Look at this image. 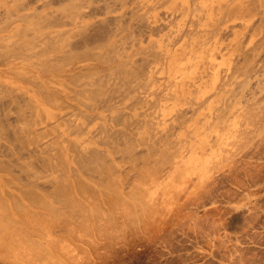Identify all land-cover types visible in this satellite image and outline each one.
Instances as JSON below:
<instances>
[{
    "label": "rangeland",
    "instance_id": "374dc122",
    "mask_svg": "<svg viewBox=\"0 0 264 264\" xmlns=\"http://www.w3.org/2000/svg\"><path fill=\"white\" fill-rule=\"evenodd\" d=\"M39 1L0 0V57L47 51L0 58V123L22 136L0 127V160L27 173L0 167V264H264V0H109L84 20L86 0ZM108 16L88 47L76 26Z\"/></svg>",
    "mask_w": 264,
    "mask_h": 264
},
{
    "label": "bare ground",
    "instance_id": "6f19581e",
    "mask_svg": "<svg viewBox=\"0 0 264 264\" xmlns=\"http://www.w3.org/2000/svg\"><path fill=\"white\" fill-rule=\"evenodd\" d=\"M41 1L43 2V0H40L39 2H41ZM60 1L62 2V0H45V1H44V6L53 5V4H56V3L60 2ZM64 1H66V0H64ZM68 1H70V0H68ZM80 1H82V0H80ZM84 1H85V0H84ZM108 1H109V0H88V1L86 0V2H87L86 4L89 3V5H90V4H91V5H90V6H89V5L86 6V4H85V7L88 9V10H87V9L84 7L85 10H87V11H85V10L83 9V6H84L83 3H85V2H80V3H81V6L79 7L80 4L76 5L77 3H75V1L73 0L72 3L74 2L76 6H75V5H72V6H75V7H76L77 11H75V12H76L77 15H76L74 12H73V14H75L76 17H77L79 20H84V19H86L87 17H90V18H91L92 16H93V17H95V16H99L100 14H98V10H100V12H101L102 9H103V10H105V12H104V11H103V12H104V13H107V12H106V8L109 6V4H106V3H108ZM112 1L114 2V1H116V0H112ZM118 1H119V0H118ZM27 2H28V3H29V2L32 3L33 0H27ZM27 2H26V3H27ZM98 2H99L100 4H102V3H103V4L100 5ZM127 2H129V1L127 0ZM131 2H132V1H130V3H131ZM28 3H27V5H28ZM72 3H71V4H72ZM97 3H98V4H97ZM109 3H110V1H109ZM115 3H116V2H115ZM71 4H70V5H71ZM94 4H97V5H96V6H93ZM30 5H31V4H30ZM105 5H107V6H105ZM113 5H115V4H113ZM36 7H37V6H36ZM18 8H19V7H18ZM37 8H39V7H37ZM40 8H41V6H40ZM68 8H69V5L66 7V10H65V11L68 12V11H69ZM70 9H71V10H72V9L74 10L75 8L72 7V8H70ZM76 9H75V10H76ZM79 9H80V10H79ZM108 9H109V7H108ZM71 10H70V11H71ZM73 10H72V11H73ZM13 11H14V10H13ZM13 11H11V12H13ZM65 11L62 12L63 15H64V16L62 15L63 18H62L61 15H57V16H56L55 14H54V16H52V14H50V16H52L51 18H54V20H53L54 22H57V23H58V22H61V19H60V18L65 19V17L68 16V15H66V14H69V12L66 13ZM77 12H78V13H77ZM100 12H99V13H100ZM103 12H102V14H103ZM14 13H15V12H13V14H11V16L14 15ZM62 13H61V14H62ZM15 14H16V13H15ZM71 14H72V13L70 12V16H68V18H67V19H69V20H67V21H69V22L72 23L73 25H77V21L75 22V21H72V20L70 19V18H71ZM95 14H97V15H95ZM102 14H101V15H102ZM48 15H49V14H48ZM48 15H47V18L45 19L46 21H47V19H48L47 23L44 22V18H43V20L41 19L42 22L46 23V25L48 24V22L51 21V20H50L51 18H49ZM75 15L72 16V19H73V20H74ZM94 15H95V16H94ZM27 17H28V16H27ZM27 17H26V18H27ZM42 17H43V16H42ZM45 17H46V16H45ZM27 19H28V18H27ZM110 19H111V18H109V16H108V17L104 18L102 21H98V22H95V21H94V22H92V23H90V24L88 23V24H86V25H84V24H85V23H84L83 26L80 24L81 27H80V26H76V30H77V27L80 28L79 31L81 30L80 33L78 32V33L80 34L79 37H81V40H82L83 42L87 43L86 45H87L88 47H90V45H88V43H90V44L92 45L91 47H94V46H95L94 44H96L97 42H96V43H93V42H92V39H93V38L96 39L95 36L103 37V35H104L105 33L109 34V32L111 31V30L109 31V24H110L109 22H110ZM123 19H124L125 22H126V19H125V18H123ZM41 20H39V23H40ZM49 20H50V21H49ZM100 20H101V19H100ZM124 20H122V21L124 22ZM53 21H52V22H53ZM65 21H66V20H65ZM65 21H64L63 24H65ZM52 22H51V23H52ZM69 22H68V23H69ZM123 22H122V23H123ZM125 22H124V23H125ZM70 23H69V24H70ZM142 23H144V21H143ZM52 24H53V23H52ZM69 24H67V25H69ZM72 24H70V25H72ZM40 25H41V24H40ZM48 25H51V24L49 23ZM65 25H66V24H65ZM65 25H64V26H65ZM67 25H66V26H67ZM70 25H69V26H70ZM139 25H141V27L143 26V24H141V22L138 24V26H139ZM144 25H145V24H144ZM145 26H146V25H145ZM70 27H71V26H70ZM145 28H146V27H145ZM74 29H75V28H74ZM110 29H112V28H110ZM65 30H68V29L66 28ZM65 30H64V31H65ZM69 30H70V29H69ZM72 32H73V31H72ZM72 32H71V34L68 33L69 36H68V34L65 35V36H68L69 38L72 36V38L69 39L70 41L72 40L71 42H70L68 39H66V37L63 35V36L65 37V39L69 41V42H68V43H70L69 46L73 47V45H72L71 43L75 44V45H74V46H75V47H74L75 49H74V48L72 49L71 47H69V46L67 45V47L71 48V49L69 50L71 53H72L73 51L75 52V50L77 49L78 46L80 47L79 44H77L78 46H76V42H78L80 38L78 39V41L73 42V40H75V38H74L73 35H75L76 32H75V34H73ZM186 32H187V31H186ZM186 32H185V33H186ZM65 33H67V32H64V34H65ZM111 33H112V32H111ZM62 34H63V33H62ZM100 34H101V35H100ZM107 34H105V35H107ZM45 35H47V33H46ZM70 35H71V36H70ZM185 35H186V34H185ZM63 36H62V37H63ZM68 37H67V38H68ZM77 37H78V36L76 35V38H77ZM100 37H99V39H98L97 41H99V40H104V39H105V36L103 37L104 39H103V38L100 39ZM51 38H52V36H50V39H49L50 41L48 40V42H49L50 44L52 43L51 45H53L54 43L51 42L53 38H52V39H51ZM57 38H58V37H57ZM73 38H74V39H73ZM106 38H107V37H106ZM29 39H33V38H28V40H29ZM95 39H94V40H95ZM26 40H27V39H26ZM54 40H55V39H54ZM54 40H53V41H54ZM76 40H77V39H76ZM95 41H96V40H95ZM23 42H25V41H23ZM32 42H33V40H32ZM32 42H31V40H30V43H32ZM54 42H55V41H54ZM83 42L80 41V43H81L82 45L86 46L85 43L83 44ZM91 42H92V43H91ZM99 42H100V41H99ZM99 42H98L96 45L99 46ZM26 43H27V41H26ZM64 43H65V42H64ZM66 43H67V42H66ZM68 43H67V44H68ZM78 43H79V42H78ZM17 44H18V43H17ZM35 44H36V43H35ZM35 44H30V46H31V45H35ZM13 45H16V44L14 43ZM13 45H11V47H12V48H13V47L16 48V47L13 46ZM26 45H27V47H28L27 50L25 49L26 51L22 52V51H23L22 49H24V48H22V49H21V52H22V53H19V51H20L19 49H20L22 46L25 47ZM64 45H66V44H62V46H64ZM93 45H94V46H93ZM7 46H8V45H7ZM9 46H10V45H9ZM18 46H21V47L18 49ZM18 46H17L18 51H17V49L15 50V49L13 48L14 51H15L16 53H15L14 51H11V50H13V49L9 50L10 48H8V51H9L10 54H11V53H13V54L15 53L14 55L11 54V56H9L10 54L8 53V54H9V55H8L9 57L12 58V57L16 56L15 58H17V54H18V55L21 54L22 56H25L24 54H27L26 52H27V51H30V53H32V54H30V55H32V57H31V56H28L29 54H27V57H29L28 60H27L26 58L22 57L23 59H26L27 61H29V59H30V58H33V56L36 57V56H39V55H43L44 53H47V51H46V52H44L43 54L39 53V54H35V55H34V53H35L34 50H36V49L33 50V48H35V46H33V48H32V47H29L28 43H27V44L23 43L22 45L19 44ZM54 46H56V45L54 44ZM57 47H58V46H56V49H57ZM67 47L65 46V47H63V48L66 49ZM79 47H78V48H79ZM25 48H26V47H25ZM29 48H31V49H29ZM69 48H68V49H69ZM86 48H87V47H86ZM99 48H100V46H99ZM4 49L7 50V48H5V47H4ZM56 49H54V50H56ZM58 49H59V48H58ZM61 49H62V48H61ZM31 50H32V52H31ZM52 50H53V49H52ZM71 50H72V51H71ZM78 50L81 51V53L78 52ZM10 51H11V52H10ZM5 52H6V51H5ZM38 52H39V51H38ZM60 52H61V51H60ZM67 52H68V51H67ZM70 52H68L67 54H66L65 52H62V53H61L62 55H61V56L59 55V56H57V57H58V59H60L61 57H63V54H64V58H66L65 54L68 55ZM77 52H78V53H76V54H79V55H80V56H79V55H76V54H75V55L77 56V58H79V57L81 58V56L84 54V52L82 53V50H81V49H77ZM71 53H70V54H71ZM2 54L4 55V53H2ZM5 54H6V53H5ZM73 54H74V53H72V57H71V55H70V57H69V56H67V57H69L70 59H77V58H73V57H75V55H73ZM81 54H82V55H81ZM85 54H86V53H85ZM3 55L1 56L2 58L4 57V58L6 59V58L8 57V56H6L7 54L4 55V56H3ZM21 55H20V56H21ZM53 55H54V54H52L51 56H53ZM57 55H58V54H57ZM5 56H6V57H5ZM78 56H79V57H78ZM1 57H0V58H1ZM25 57H26V56H25ZM54 57H56V55H55ZM59 57H60V58H59ZM2 58H1V59H2ZM15 58H14V59H15ZM22 58H21V59H22ZM8 59L10 60V58H7V61H8ZM12 59H13V58H12ZM23 59H22V60H23ZM50 59H51L52 63H54V64H52V63L50 62ZM53 59H54V58H53ZM58 59H57V60H58ZM61 59H62V58H61ZM66 59H68V58H66ZM70 59H69V60H70ZM19 60H20V59H19ZM22 60H21V61H22ZM26 60H25V61H26ZM42 60H43V59H42ZM42 60H38V62H40L41 64H44V65H45V62H46V61H49L48 66L52 67V66L54 65V66H53V69L55 70V69H57V67H55V64H57V65H58V64H61L60 62L63 61V60H65V59L59 60L60 62H58V63H55V62H57L56 59L54 60L55 62H53L52 57H51V58H47V60H46V59L43 60V61H45V62H43ZM108 60H109V59H108ZM5 61H6V60H5ZM25 61H24V62H25ZM41 61H42V62H41ZM65 61H66V60H65ZM1 62H3V59H2ZM71 62H72V60H71ZM46 63H47V62H46ZM50 63H51L52 65H51ZM28 64H29V63H28ZM36 64H38V63H36V62H32V63H30V65H32V66H33V65H36ZM41 64H40V67H41V68H43V67H45V66L47 65V64H46L45 66L42 65V66H43V67H42ZM63 64H64V63H63ZM69 64H70V63H69ZM139 64H140V63H139ZM65 65H66V64H65ZM36 66H37V65H36ZM36 66H35V67H36ZM38 66H39V64H38ZM48 66H47V67H48ZM72 66H73V65H72ZM136 66L138 67L137 64H136ZM142 66H144V65H142ZM142 66H141V64H140V67H138V68L141 69ZM40 67H36V68H39V70L44 71L43 73H45L46 71H49V70H50L49 67H48V68L46 67L47 70H45L44 68H43V69H40ZM54 67H55V68H54ZM58 67L60 68V65H58ZM61 67H62V65H61ZM137 67H136V68H137ZM69 68H70V67H69ZM143 68H145V66H144ZM24 70H25V69H24ZM51 70H52V68H51ZM142 70H144V69H141V71H138L137 73H139V72H140L139 74H141V72L143 73ZM136 71H137V70H136ZM77 72H78V71H77ZM79 72H80V71H79ZM120 72H121L122 75L124 76V74H125L126 71L124 72V70H121ZM123 72H124V74H123ZM9 73H10V72H9ZM46 73H47V72H46ZM48 73H50V71H49ZM74 74H75V73H74ZM77 74H78V73H77ZM126 74H129V73L126 72ZM72 75H73V74H72ZM14 76H17V74L14 75ZM19 76H20V75H19ZM60 76H61V75H60ZM65 76H66V75H65ZM73 76H74V75H73ZM73 76H72V77H73ZM126 76H127V78H128V75H126ZM72 77H71V78H72ZM76 77H77V75H76ZM124 77H125V76H124ZM18 78H19V77H18ZM74 78H75V77H74ZM74 78L72 79V80H74V82L71 81V83L76 84V83H77V81H76L77 79H74ZM125 78H126V77H125ZM25 79H26V78H24V80H25ZM21 80H22V79H21ZM27 80H28V79H27ZM75 81H76V83H75ZM27 82H28V81H27ZM30 82H31V81H30ZM25 83H26V82H25ZM28 83H29V82H28ZM2 89H3V91L5 90L4 88L1 87V90H2ZM8 89H10V87H9ZM8 89H7V87H6V90H5V91H6L7 93H8V92H9V93H12L11 91H13V90L9 91ZM12 89H13V88H12ZM14 90H15V89H14ZM5 91H4V92H5ZM16 91H17V90H16ZM16 91H15V92H16ZM98 91H99L98 94H99V98H100V93H101V97H102L103 94H102L101 90H98ZM98 91H97V92H98ZM6 92H5V93H6ZM15 92H13L14 94H11V95L13 96L12 99H14V100L17 99V100H16L17 103H18V100H19L20 97H22V98H20L21 100H23L24 98L26 99V97H25L24 94L19 93V91L16 92V93H15ZM95 92H96V91H95ZM97 92H96V93H97ZM1 93H2V92H1ZM5 93H4V94H5ZM9 93H8V95H9ZM18 93H19L20 95H24V96H20ZM23 93H24V92H23ZM93 93H94V92H93ZM2 94H3V93H2ZM2 94H0V98H1V99H0V107H1L3 104H4V106H7V103H5L4 100L2 101V99L4 98V94H3V96H2ZM16 94H18L19 96L16 95ZM5 95H6V94H5ZM15 95H16V96H15ZM94 95H96V94H94ZM94 95H92V99H95V98L93 97ZM14 96H15V97H14ZM108 96H109V95H108ZM9 97H10V96H9ZM9 97H8V98H9ZM23 97H24V98H23ZM95 97L97 98V95H96ZM6 98H7V97H6ZM6 98H4V99H6ZM8 98H7V99H8ZM99 98H98V99H95V100H97V101H94V100H93L94 104H92V102H90V104H92V106L90 105V107H89L90 110H93V109H94L93 106H94L95 104H96V106H97V105L99 106V104H101L100 101L102 100V98H104V96H103L102 98H100L101 100H100ZM106 98H107V97H105L104 99H106ZM109 98H110V97H109ZM109 98H108V100H109ZM25 99H24V100H25ZM7 101H8V100H7ZM9 101H10V103H11V99H10V98H9ZM19 101H20V100H19ZM98 101H99V102H98ZM103 101H104V100H103ZM13 102L15 103V101H13ZM20 102H21V101H20ZM97 102H98V103H97ZM105 102H106V101H104V103H105ZM102 103H103V102H102ZM19 104H20V103H19ZM106 105H107V104H106ZM4 106H3V107H4ZM96 106H94L95 109H96ZM98 106H97V108H98ZM104 106H105V105H104ZM104 106H102V104H101L100 107H104ZM108 106H111V105H108ZM3 107H1V109H0V111H1L2 113L5 112V111L2 110V109H6V108H7V107H6V108H5V107L3 108ZM8 107H9V106H8ZM105 107H106V106H105ZM91 108H92V109H91ZM106 108H107V107H106ZM98 109H99V108H98ZM104 109H105V108H104ZM96 110H97V109H96ZM99 110H100V109H99ZM102 110H103V109H102ZM106 110H107V109H106ZM1 112H0V114H1ZM84 112H85V111H84ZM90 113H91V112H90ZM90 113H89V114H90ZM4 114H5V113H4ZM19 114H20V112H19ZM84 114H87V113H84ZM95 114H96V113H95ZM2 115H3V114H2ZM4 116H5V115H4ZM90 116L93 117L94 115H93V116L90 115ZM5 117H7V115H6ZM5 117H4V119H3V116H2V119H1V115H0V119L2 120V122H3V120H5ZM95 117H96V116H95ZM88 118H89V117H87V119H88ZM93 118H94V117H93ZM1 120H0V122H1ZM5 121H7V118H6ZM2 122H1V123H2ZM1 123H0V127H1V129H2V130L5 129L6 131L4 130V131H3L4 133H3V132H0V133L5 134V136H6V137H10V139H13L14 136L16 135V133H17L16 136H18L19 132H17L16 130H14V131L12 130V131L14 132V133H13L14 135L11 134V133H12L11 130H10L11 133L9 134L8 131H7V129H6V128L3 126V124H1ZM4 123H5V122H4ZM99 128H101V127H99ZM103 128H104V127H103ZM105 128H106V126H105ZM101 129H102V128H101ZM79 130H81V128H79ZM107 130H108V129L106 128V131H107ZM99 131H100V130H99ZM99 131H98V132H99ZM6 132H7V133H6ZM103 132H104V131H103ZM124 132H125V131H124ZM20 133H21V132H20ZM96 133H97V132H96ZM107 133H108V132H107ZM107 133H106V134H107ZM98 134H99V133H97V134L94 133L93 135H98ZM100 134H101V132H100ZM110 134H111V133H110ZM120 134H121V133H120ZM124 134H126V132H125ZM19 135H21V134H19ZM104 135H105V133H104ZM107 135H109V134H107ZM113 135H114V134H113ZM110 136H111V135H110ZM118 136H119V135H118ZM18 137L20 138V136H18ZM103 137H104V136H103ZM105 137H106V136H105ZM107 137H108V136H107ZM113 137H114V136H113ZM124 137H125V136H124ZM16 138H17V137H16ZM21 138H22V136H21ZM21 138H20V139H21ZM99 138H100V137H99ZM111 138H112V137H111ZM122 138H123V137H122ZM8 139H9V138H8ZM113 139H114V138H113ZM95 140H96V139H95ZM101 140H102V139H101ZM104 140H105V138H104ZM106 140L109 141V139H107V138H106ZM117 140H118V139H117ZM86 141H87V140H86ZM96 141H97V140H96ZM114 141H115V140H114ZM118 141H119V140H118ZM105 142H106V141H105ZM110 142H111V141H110ZM89 143H90V142H89ZM101 143H102V141H101ZM103 143H104V142H103ZM111 143H113V142H111ZM98 144H99V143H98ZM113 144H114V143H113ZM120 144H121V143H120ZM123 144H124V143H123ZM125 144H126V142H125ZM125 144H124V145H125ZM100 145H101V144H100ZM114 145H115V144H114ZM126 145H127V144H126ZM117 146H118V145H117ZM117 146H115V147H117ZM19 147H20V149H19L20 151L23 150V149H21V145H20ZM19 147H16V148H19ZM22 147H23V146H22ZM128 147H129V150L133 151V149H130L132 146H131V147L128 146ZM128 147H127V148H128ZM83 148H84V147H83ZM96 148H97V147H96ZM24 149H25V148H24ZM90 149H91V148H90ZM119 149H120V148H119ZM17 150H18V149H17ZM113 150H114V149H113ZM115 150H116V149H115ZM127 150H128V149H127ZM78 151H79V149H78ZM82 151H84V150H82ZM96 151H97V150L95 149V150H94V153H95ZM21 152H23V151H21ZM86 152H87V151L85 150L84 153L82 152V154H80V153L78 154V157L81 158L80 160H79V158H78L79 163H83L84 161L86 162V160H87V162H88V163H87V162H86V163L84 162V163H83L82 165H80V166L82 167V166L85 164L86 166L84 165V167L87 168V166L89 167V162L92 163L93 160H94V165H97V166H98V164L100 163L99 160L102 161L101 158H99V159L97 160L96 157H94V155L96 156V154L93 153V150H90V151L88 150L89 158H90V157H91V158L94 157L93 160L89 161V159H87L88 153H86ZM90 152L93 154L92 156L90 155V154H91ZM19 153H20V152H19ZM85 153H86L87 155H86ZM123 153H124V152H123ZM125 153H126V152H125ZM22 154H24V153H22ZM22 154H21V155H22ZM83 154L86 155V158H85V156H83ZM101 154H102L103 157H104V154H103V153H101ZM101 154L98 155V153H97V158L100 157ZM132 154H134V153H132ZM135 154H136V153H135ZM5 155L7 156V157L5 156L6 159H7V158L9 157L10 154H5ZM79 155H80V156H79ZM125 155H126V154H125ZM128 155H130V154H128ZM81 156H83L86 160H85V159L82 160V157H81ZM10 157H11V155H10ZM101 157H102V156H101ZM103 157H102V158H103ZM8 159H9V158H8ZM8 159H7V161H6L5 159H3V160H5L6 162H5V161H4L5 163L3 162L4 165L2 164V165L0 166L1 168H2V166H3V168H5V166H6L7 169L5 168V171H9V169H10V171H11V170H13L14 168L17 170V172H18V171H19V172L23 171V170L20 171V169L22 168V167L20 168V166H19V170L16 168V167H18V166H17L16 164L13 163V162H14L13 160H14L15 158H14V159H13V158H10L9 160H8ZM17 159H18V158H17ZM3 160L1 159L0 161H3ZM105 160H106V159H105ZM18 161H19V160H18ZM82 161H83V162H82ZM95 161H96V164H95ZM48 162H49V161H48ZM48 162H46V163H48ZM103 162H104V160H103ZM105 162H106V161H105ZM12 163H13L16 167H15ZM97 163H98V164H97ZM20 164H22V163H19V165H20ZM100 164H101V163H100ZM12 165H13V166H12ZM49 165H50V164H49ZM92 165H93V164H91V166H92ZM22 166H23V165H22ZM91 166H90V168H91ZM13 167H14V168H13ZM84 167H82V168H84ZM95 167H96V166H95ZM8 168H9V169H8ZM85 168H84L83 170H87V169H88V168H87V169H85ZM90 168L88 169L89 171H90ZM96 168H97V167H96ZM100 168H101V167H100ZM23 169H24V167H23ZM91 169H95V168L92 167ZM97 169H98V168H97ZM16 170H13V171H16ZM83 170H82V172H83ZM0 171H1V170H0ZM2 171H4V170H2ZM13 171H11V173H14ZM24 171H25V170H24ZM24 171H23V172H24ZM91 171H92V170H91ZM95 171H96V170H95ZM23 172H21V173H23ZM85 172H86V171H85ZM93 172H94V171H93ZM89 173H90V172H89ZM89 173H88V174H89ZM17 174H19V173H17ZM24 174H27V173H23V174H21V175H24ZM21 175H20V176H21ZM32 175H33V174H32ZM32 175H31V176H32ZM24 176H25V175H24ZM29 176H30V175H29ZM26 177H27V176H25L24 178L22 177L23 180L26 179ZM27 179H28V178H27ZM33 181H34V180H33ZM33 181H32V183L34 184ZM27 183H29V182L27 181ZM32 183H31V184H32ZM36 184H37V183H36ZM27 186H28V185H27ZM33 186H35V184H34ZM29 198H31V197H28L27 199H29ZM33 198H34V197H33ZM33 198H31V199L34 200ZM35 198L37 199L36 196H35ZM32 200H31V201H32ZM40 201H41V200H40ZM28 202H30V201H27V203H28ZM35 202H36V201H35ZM37 202H38V201H37ZM30 203H31V202H30ZM34 204H35V203H34ZM34 204H33V205H34ZM36 204H37V203H36ZM45 205H46L45 208H47V204H45ZM23 206H24V205H23ZM37 206H39V204H38ZM42 206H43V208H44V204H43ZM24 207L27 208L26 206H24ZM24 207L21 206V208H20V207H18V208H19V209H22V208H23L22 210L24 211V209H25ZM39 207H40V206H39ZM39 207H38V208H39ZM16 208H17V207H16ZM19 209H18V210H19ZM27 209H28V208H27ZM48 209H49V208H48ZM22 210H21V211H22ZM21 211H20V212H21ZM23 211H22V212H23ZM25 211H26V210H25ZM10 221H13V220H10ZM8 225H9V224H8ZM11 225H12V224H11ZM9 226H10V225H9ZM6 229H7V227H6ZM45 229H46V227L44 228V230H45ZM0 231H1V229H0ZM2 231H3V230H2ZM5 231H6V230H5ZM3 232H4V231H3ZM6 232H7V231H6ZM6 235H7V234H5V236H6ZM1 236H2V235H1ZM10 236H11V235H10ZM6 238H7V236H6ZM6 238H5V239H6ZM2 240H4V239H2ZM2 240H1L0 242H2ZM27 240H28V239H27ZM30 241H31V240H30ZM28 242H29V241H28ZM28 242L26 243V245L29 244ZM9 243H10V241H9ZM1 244H3V242L0 243V245H1ZM5 245H6V244H5ZM30 245H32V244H30ZM30 245H29V246H30ZM27 248H28V247H27ZM31 250H32V249H31ZM1 255H3V254H1ZM0 258H1V257H0ZM2 258H3V257H2Z\"/></svg>",
    "mask_w": 264,
    "mask_h": 264
}]
</instances>
